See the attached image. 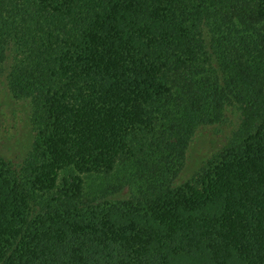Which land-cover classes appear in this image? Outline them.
I'll return each mask as SVG.
<instances>
[{
	"label": "trees",
	"instance_id": "obj_1",
	"mask_svg": "<svg viewBox=\"0 0 264 264\" xmlns=\"http://www.w3.org/2000/svg\"><path fill=\"white\" fill-rule=\"evenodd\" d=\"M1 80L32 142L0 155V264H264V0H0Z\"/></svg>",
	"mask_w": 264,
	"mask_h": 264
},
{
	"label": "rangeland",
	"instance_id": "obj_2",
	"mask_svg": "<svg viewBox=\"0 0 264 264\" xmlns=\"http://www.w3.org/2000/svg\"><path fill=\"white\" fill-rule=\"evenodd\" d=\"M29 108L25 101L14 99L4 81H0V155L14 163L21 162L29 151L32 131ZM238 123V114L227 111L223 122L199 129L192 137L183 168L174 185L186 182L213 153L226 142Z\"/></svg>",
	"mask_w": 264,
	"mask_h": 264
}]
</instances>
